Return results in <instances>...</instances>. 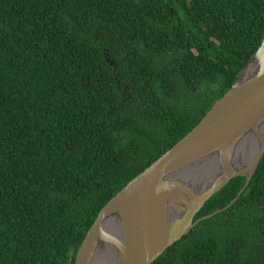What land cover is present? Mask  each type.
I'll use <instances>...</instances> for the list:
<instances>
[{
	"label": "trees",
	"instance_id": "trees-1",
	"mask_svg": "<svg viewBox=\"0 0 264 264\" xmlns=\"http://www.w3.org/2000/svg\"><path fill=\"white\" fill-rule=\"evenodd\" d=\"M263 36L264 0H0V264H74L100 210ZM153 264H264V154Z\"/></svg>",
	"mask_w": 264,
	"mask_h": 264
},
{
	"label": "water",
	"instance_id": "water-1",
	"mask_svg": "<svg viewBox=\"0 0 264 264\" xmlns=\"http://www.w3.org/2000/svg\"><path fill=\"white\" fill-rule=\"evenodd\" d=\"M263 154L264 36L240 76L203 119L105 204L74 264H153L198 222L229 208ZM237 176L246 177L237 196L195 219L207 200ZM191 180L200 188L190 187Z\"/></svg>",
	"mask_w": 264,
	"mask_h": 264
},
{
	"label": "bare ground",
	"instance_id": "bare-ground-1",
	"mask_svg": "<svg viewBox=\"0 0 264 264\" xmlns=\"http://www.w3.org/2000/svg\"><path fill=\"white\" fill-rule=\"evenodd\" d=\"M252 70H253L252 67L249 68V69L247 70V75L250 74ZM188 185H189L190 187L194 186L195 189H196V188H197V189L200 188V186L197 185V183H196L195 181H193V180H191L190 183L188 182ZM177 212H178V210H175V213H177Z\"/></svg>",
	"mask_w": 264,
	"mask_h": 264
}]
</instances>
